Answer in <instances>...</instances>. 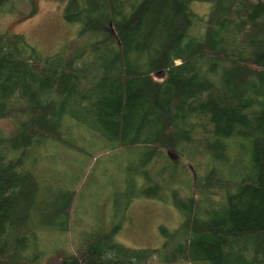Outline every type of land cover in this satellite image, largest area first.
<instances>
[{"label": "trees", "instance_id": "16d2710c", "mask_svg": "<svg viewBox=\"0 0 264 264\" xmlns=\"http://www.w3.org/2000/svg\"><path fill=\"white\" fill-rule=\"evenodd\" d=\"M64 1L63 19L92 37L78 52L43 55L0 32V120L16 121L8 133L0 126V264H148L154 254L167 264H264V0ZM195 1L209 3L203 16ZM72 123L87 127L75 140L148 149L145 178L165 151L169 164L151 183L164 201L171 178L190 172L180 160L205 154V173L184 176L189 195L173 198L183 219L160 249L127 247L115 227L73 250L31 248L36 235L69 230L75 191L58 189L51 202L41 183L47 141L85 151Z\"/></svg>", "mask_w": 264, "mask_h": 264}, {"label": "rangeland", "instance_id": "374dc122", "mask_svg": "<svg viewBox=\"0 0 264 264\" xmlns=\"http://www.w3.org/2000/svg\"><path fill=\"white\" fill-rule=\"evenodd\" d=\"M65 3L64 0H10L4 7L5 11L0 14V32L10 36L22 35L43 55L59 51L78 52L92 37L80 33V24L68 23L63 19ZM191 8L203 16L209 9V3L195 1L191 3ZM15 122L14 117L3 118L0 120V126L8 133L14 129ZM72 124L70 136L85 151L72 150L53 140L47 141L46 152L49 155L42 162L46 161L45 166L51 170L53 168L54 171L51 173V170H48L49 178L41 183L42 196L48 198L49 193L51 202L57 196L58 189L75 191L69 230L62 233L48 230L39 237L36 235V238L32 239L36 241V245H31V248H41L46 255L59 246L73 250L93 231L115 227L114 240L127 247L160 249L169 241V235L166 234L177 229L183 219L182 213L172 204L173 198L176 196L177 201L182 202L181 197L189 195L188 189L183 191L184 176L193 171V177H200L205 173V154L191 149L194 154H187L184 160H180L170 152L171 160L188 161L190 172L171 178L170 183L174 186L170 187L173 191H165L164 201L151 197L163 193L162 190L156 191L151 183L153 179L157 180L158 169L169 164L165 159V151L146 165L145 178L139 168L144 160L143 153L148 152V149L141 146L111 149L106 147L103 141L92 137L84 142L75 140L77 134H87V127ZM236 143L238 148L239 143ZM242 152L244 155V151ZM167 173L168 171L163 172V176H167ZM145 188L147 195H141V190ZM221 195L222 192L215 190L211 197L217 200ZM204 204L208 205L209 202ZM161 228H164L165 234L161 232ZM161 255L169 257L170 249H165ZM147 263L167 264L157 254ZM169 264L195 263L183 259Z\"/></svg>", "mask_w": 264, "mask_h": 264}]
</instances>
